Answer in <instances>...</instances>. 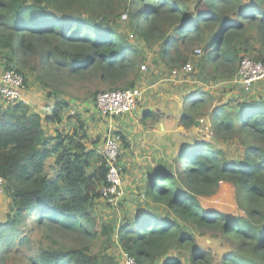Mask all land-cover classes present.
Returning <instances> with one entry per match:
<instances>
[{"label": "trees", "instance_id": "16d2710c", "mask_svg": "<svg viewBox=\"0 0 264 264\" xmlns=\"http://www.w3.org/2000/svg\"><path fill=\"white\" fill-rule=\"evenodd\" d=\"M254 36L264 45V0H0V68L21 74L25 85L31 79L54 100L44 120L23 102L0 105V177L10 201L0 222V264L10 258L19 264H112L107 249L113 236L137 264H183L172 253L188 248L189 264H211L204 252L192 250L190 229L217 233L234 247L220 264H264L263 98L215 109L214 136L236 141L238 161L205 142L180 149L146 178L145 210L102 228L91 209L107 186L106 168L102 156L87 148L83 122L77 119L71 134L54 136L42 125L76 117H67V101L52 94L62 75L113 87L124 81L120 88L132 89L148 48L158 47L153 64L183 67L185 51L195 47L202 67L232 82ZM262 82L245 93L260 86L264 91ZM204 95L190 103L183 126L195 123ZM119 134L123 151L128 143ZM223 184L232 186L242 214L201 205ZM99 234L106 252L95 254L89 242Z\"/></svg>", "mask_w": 264, "mask_h": 264}, {"label": "crops", "instance_id": "0c3cea01", "mask_svg": "<svg viewBox=\"0 0 264 264\" xmlns=\"http://www.w3.org/2000/svg\"><path fill=\"white\" fill-rule=\"evenodd\" d=\"M146 62H148V58ZM148 63V71L145 73L141 71L134 84V88L140 90L142 96L137 110L132 114L106 119L96 112L93 103L72 101L65 93L53 88L56 91L55 94L52 93L54 96L67 101L68 109L65 115L67 117L74 115L77 118H63V121L56 125L46 121L42 123L46 134L54 136L56 131L71 134L77 127L76 120L82 121L85 126L82 133L86 135L87 148L96 150L101 156L105 140L111 131L124 135L128 148L122 151L120 162L124 170L122 188L125 195L119 203L118 218H116V212L110 210L106 205L94 203L96 216L104 213V219L115 222L116 225L123 218H129L135 212L137 213L138 210H145V207L142 206L145 197L140 199L138 195L145 194L143 191L148 174L152 173L156 165L165 159L167 145L170 144L171 139L176 137L175 134L180 132V128L182 129L178 124L181 119L177 117L181 113L175 115L174 111L170 112L171 102L177 101L179 96L185 98L187 95H191V91L194 90L189 88L195 83L193 80L190 81L189 78L183 76H170L169 72H165V66L159 61L156 63L157 68L153 63ZM3 71L0 68V76ZM204 93L201 91L199 94L202 96ZM48 94L47 90L38 88L29 79L22 93V102L44 120L51 114L54 105L53 98H48ZM183 103L184 101H181L182 106ZM142 106L145 110H149L147 111L148 115L145 114L147 113L145 111L143 113V116L148 117L147 119H141L139 116ZM173 149L175 151L177 147ZM152 206L151 204L149 207L152 208ZM96 220L99 221L98 217ZM112 241L113 247L110 255L113 258V264H123L125 254L120 249L117 239ZM172 256L180 258L177 253H172Z\"/></svg>", "mask_w": 264, "mask_h": 264}, {"label": "rangeland", "instance_id": "374dc122", "mask_svg": "<svg viewBox=\"0 0 264 264\" xmlns=\"http://www.w3.org/2000/svg\"><path fill=\"white\" fill-rule=\"evenodd\" d=\"M255 33H253L254 35ZM131 32H127V37L130 39ZM141 47L145 48L144 44H140ZM195 47L189 48L187 51H185L186 56H188L189 63L192 64L193 67V73L188 75L190 81H194L195 83L192 85L194 90L191 91V95H187L185 98H181L179 96V99L174 102H171L172 108L170 110L171 113H176L175 115L181 113L182 117L183 111L188 113L189 106L191 102H196L201 98V94H199L201 91L205 92L204 98L206 100V104L200 108L196 112V118L195 123L192 125H189L187 127L183 126L180 121L179 125L182 127L180 128V132L175 134V138L171 139V142L169 145H167V149L165 150V159L160 163L165 166H168L173 159L176 158V153L178 150L187 148V147H195L198 142H205L211 144L215 149L221 150L225 157L229 160L238 161L241 158V149L236 143V141H228V140H222L218 137L216 138L213 133V126H212V118H214V114L216 112V108L219 106H224L226 104L232 103V102H240L243 101H254L259 100L263 98L264 100V91L263 86L258 87V91L255 90L251 93H245L244 95L241 94V91L239 90V87L234 84V82H227L222 81L215 77L213 75V72L211 68L208 67H202L200 65V57L194 56V49ZM158 47H151L148 48L147 51V58L148 62H153L152 59L157 58L158 59ZM155 57V58H154ZM241 57H247L249 59L253 60H259L264 59V45H260L258 41L255 39L251 42L250 49L247 54H241ZM147 61V60H146ZM158 60H156L157 63ZM144 63L145 70L142 72L148 71L149 63ZM156 63L154 65H156ZM166 68L165 72H171L172 70L179 69L181 70L182 67H169L166 64H163ZM160 65V66H163ZM153 66V65H152ZM181 66V65H180ZM156 68L158 65L155 66ZM237 67V66H236ZM168 74V73H167ZM67 77V76H66ZM65 75L61 76V78L58 80L60 82V86L55 87L54 89L60 90L61 92L65 93L72 101L75 102H90L94 106V97L99 92H104L110 90L109 88H116L112 90H121L120 86L123 85L124 81H121L118 83L117 86L113 87V85H107L104 82H99L96 79H88V80H79V79H68ZM264 83V82H262ZM119 87V88H118ZM190 102H188V101ZM181 101H184L183 106L181 105ZM187 101V102H186ZM183 107V109L181 108ZM143 107V106H142ZM149 111L148 109L145 110V108H141L139 112V116L141 119L148 118L147 116H143V113ZM180 111V112H179ZM148 115V112L145 113ZM150 114V113H149ZM181 114L179 119H181ZM74 116V115H73ZM181 117V118H180ZM107 119V118H106ZM177 124V125H178ZM177 149L174 151L173 148ZM178 154V153H177ZM52 163V159L48 161V164ZM175 167L177 165H174ZM173 165L170 167L171 170H173ZM235 194L232 186L230 184H223L219 187V189L216 191V193L207 199H200L201 205L208 211L213 212H221V213H229L231 216H238L241 213L240 210L237 209L236 203H235ZM10 201L5 193L0 195V222H4L7 218V214L10 211ZM101 204V203H97ZM93 205L92 211L95 215V219L98 217L99 221L96 222L97 228H102L103 225H108V220L104 219V213L103 214H97L96 216V209ZM136 212L133 214L135 215ZM124 216V215H123ZM122 217V214H121ZM124 219V218H123ZM97 221V220H96ZM190 234L192 235L194 241L192 250H198L205 253V255L210 259L211 264H220L222 256L228 254L229 252L234 250V247L225 239H223L220 235L217 233H210L209 231H198L195 229L189 230ZM34 239L37 237L39 239V236L33 235ZM104 239L105 237L101 234L98 235L97 239L94 241H90L89 244L91 245L90 249L95 254H100L106 252L104 248ZM71 242V240H69ZM113 247V244L107 249V254L111 257L110 251ZM191 249V248H190ZM190 249L188 248L185 251H177V254L180 256V258L183 260V264H189V253ZM175 253V252H173ZM176 254V253H175ZM112 264H113V258L111 257ZM7 264H19L18 260L16 258H10L7 262Z\"/></svg>", "mask_w": 264, "mask_h": 264}, {"label": "built area", "instance_id": "2783aa9c", "mask_svg": "<svg viewBox=\"0 0 264 264\" xmlns=\"http://www.w3.org/2000/svg\"><path fill=\"white\" fill-rule=\"evenodd\" d=\"M125 18L124 15L121 17L123 20ZM130 39H133L132 35H130ZM200 55V50L194 51L195 57H200ZM145 69V66L141 67V71ZM192 73V64L188 62L181 70H172L170 76L188 77ZM232 81L244 92L250 91L253 84L264 81V63L247 57L241 58ZM25 88L22 75L14 70L4 71L0 76V105L6 108L22 102V93ZM141 96L142 92L135 88L99 92L94 97V108L104 118L132 114L137 110ZM121 153L122 138L119 133L111 131L105 140L102 151V159L106 168L105 181L107 186L101 189L99 201L109 205L113 210H117L118 203L124 195L122 188L124 171L120 162ZM4 185L5 182L0 177V195L4 193ZM143 197L144 195L140 196L141 199ZM123 264L137 263L133 257L125 255Z\"/></svg>", "mask_w": 264, "mask_h": 264}, {"label": "clouds", "instance_id": "9594fccd", "mask_svg": "<svg viewBox=\"0 0 264 264\" xmlns=\"http://www.w3.org/2000/svg\"><path fill=\"white\" fill-rule=\"evenodd\" d=\"M5 71H6V70H5ZM3 72H4V71H3ZM20 75H21V74H20ZM22 77H23V76H22ZM25 86H26V85H25ZM147 178H148V177H147ZM123 193H124V192H123ZM124 195H125V194H124ZM124 195H123V197H124ZM141 195H144V194H140V195H138V197L140 198ZM123 197H122V199H123ZM144 197H145V196H144ZM122 199H121V200H122ZM140 199H141V198H140ZM121 200H120V202H121ZM96 202H97V203L104 204V205H106L110 210L116 212V218H118V214H117V213H118V208H117V210H113V209H111V207H110L109 205H107V204H105V203H103V202H100L99 199H98ZM120 202H119V203H120ZM119 203H118V207H119ZM91 211H92V209H91ZM92 213H93V211H92ZM94 216H95V215H94ZM113 239H117V238L113 236Z\"/></svg>", "mask_w": 264, "mask_h": 264}, {"label": "water", "instance_id": "95a60500", "mask_svg": "<svg viewBox=\"0 0 264 264\" xmlns=\"http://www.w3.org/2000/svg\"><path fill=\"white\" fill-rule=\"evenodd\" d=\"M150 174H148V177H149Z\"/></svg>", "mask_w": 264, "mask_h": 264}]
</instances>
